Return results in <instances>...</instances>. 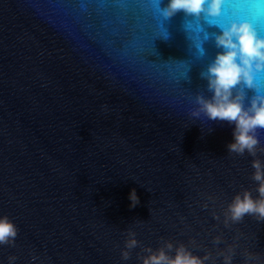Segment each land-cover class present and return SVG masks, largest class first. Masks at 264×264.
Returning <instances> with one entry per match:
<instances>
[{
	"label": "water",
	"instance_id": "obj_1",
	"mask_svg": "<svg viewBox=\"0 0 264 264\" xmlns=\"http://www.w3.org/2000/svg\"><path fill=\"white\" fill-rule=\"evenodd\" d=\"M168 3L0 0V217L18 228L0 264H141L142 249L164 241L222 264L216 249L236 237L232 264H245V252L264 264V221L221 222L235 194L258 198L252 157L228 154L234 124L190 116L196 95H212L201 77L222 51L212 34L247 21L264 37V0L166 20L158 5ZM254 83L264 95V72ZM244 92L247 107L257 93ZM258 138L264 146V131ZM128 231L139 246L124 261Z\"/></svg>",
	"mask_w": 264,
	"mask_h": 264
},
{
	"label": "clouds",
	"instance_id": "obj_2",
	"mask_svg": "<svg viewBox=\"0 0 264 264\" xmlns=\"http://www.w3.org/2000/svg\"><path fill=\"white\" fill-rule=\"evenodd\" d=\"M224 0H169L165 7L158 5V10L164 19H170L177 12L183 11L186 16L199 18L201 13L207 17L215 18L220 15L221 6ZM220 33H213L215 47L222 49L214 60L208 65L207 70L201 73V77L207 81V90L212 93L211 98L203 95H196V109L190 112L193 118H199L203 114L210 121H222L234 124L233 141L227 147L228 154L244 156L247 153L252 157L251 168L253 172L250 179L257 184L254 189L258 198L254 199L252 190H242L235 194L231 202L222 210L224 228L243 221L245 215L254 217L258 222L264 221V162L257 158L258 154L264 156V146H261L258 133L264 131V95L256 90L254 77L257 73L264 72V37L259 36L253 25L247 21H233L227 26H218ZM167 38V37H166ZM204 39L195 45L200 56L205 54L202 47ZM243 87H240V86ZM254 89L248 106L245 107L244 89ZM148 190V189H147ZM149 191V190H148ZM130 208L139 204V198L135 189H132L128 197ZM208 200L215 204L211 196ZM208 208V204L202 205ZM214 220L220 221V216L212 213ZM18 235V228L7 216L0 217V246L15 247V239ZM136 233L128 231L124 241V247L120 252L122 260L130 259L131 250L139 246L135 239ZM234 238L232 244L224 249H216L215 256L222 257V264H232L233 256L236 254L237 244ZM213 244L223 242L222 235L213 237ZM188 244L199 248L195 240H189ZM147 255L138 259L141 264H205L211 261L216 264L215 257L205 249L203 256L193 255L184 243H179L175 248L171 242L164 241L163 246L155 250L149 247L142 249ZM170 255L169 253H173ZM245 264L255 261L258 256L245 252ZM17 257L9 256L8 264H14ZM36 257H33L35 260Z\"/></svg>",
	"mask_w": 264,
	"mask_h": 264
}]
</instances>
